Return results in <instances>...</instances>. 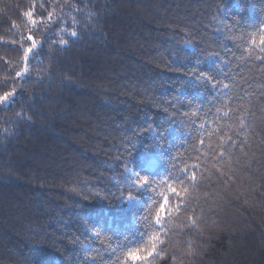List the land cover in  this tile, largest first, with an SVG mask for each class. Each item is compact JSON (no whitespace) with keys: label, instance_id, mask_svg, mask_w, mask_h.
Here are the masks:
<instances>
[{"label":"trees","instance_id":"16d2710c","mask_svg":"<svg viewBox=\"0 0 264 264\" xmlns=\"http://www.w3.org/2000/svg\"><path fill=\"white\" fill-rule=\"evenodd\" d=\"M262 36L264 0H0V264H264Z\"/></svg>","mask_w":264,"mask_h":264},{"label":"snow or ice","instance_id":"6c2138e0","mask_svg":"<svg viewBox=\"0 0 264 264\" xmlns=\"http://www.w3.org/2000/svg\"><path fill=\"white\" fill-rule=\"evenodd\" d=\"M73 36L76 35L75 32L72 33ZM28 39L31 41L33 39V37L29 36ZM261 41V51H264V36H262L260 38ZM61 43L63 44L64 42L61 41ZM253 43L255 44V41H253ZM30 53H33V48H27L24 50V56L26 59L30 58ZM20 73H17V76H20ZM201 76H204L205 74L203 72L200 73ZM9 98V94H5L4 96H0V101H6ZM13 98H14V94H13ZM148 178L145 176L140 180V184L143 185H147L148 184ZM171 192L173 194L177 193V190L175 188H171L170 189ZM130 199H132V197H130ZM168 199L165 198L164 202L159 206V208L157 209L156 213H155V222L157 224H160L164 214L166 212L169 211L168 209ZM158 236H153L150 240V246L146 247V248H131L129 249L127 252H125L123 254V261L124 264H128V262H132V264H150V259L151 257L154 256H159L162 252L163 249L160 248L158 249ZM118 264H119V258H118Z\"/></svg>","mask_w":264,"mask_h":264}]
</instances>
